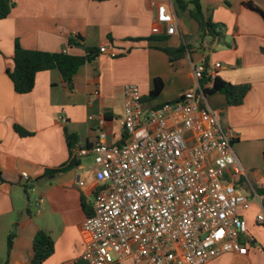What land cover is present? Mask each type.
Segmentation results:
<instances>
[{
	"label": "crops",
	"instance_id": "0c3cea01",
	"mask_svg": "<svg viewBox=\"0 0 264 264\" xmlns=\"http://www.w3.org/2000/svg\"><path fill=\"white\" fill-rule=\"evenodd\" d=\"M12 1L11 14L0 21V262L5 261L7 238L15 229L10 264H29L34 237L41 230L55 244L54 254L44 264H89L82 258L83 224L88 217L83 202L92 212L99 183L94 157L80 155V150L93 146L101 130L107 132L109 145L124 144L120 119L127 85H137L147 97L154 79H161L164 88L150 101L157 107L192 89L194 67L208 61L209 76L251 85L242 105L228 106L219 93L207 102L235 133L232 145L243 169L240 186H247L249 199L255 193L263 197V208L254 202L244 210L248 227L242 239L244 252L223 255L208 264H264V227L257 222L264 214V193L259 192L264 191V19L244 6L251 1L264 10V0H201L204 14L217 25L219 34L204 40L196 22L188 12L178 10L175 0ZM162 5L176 18L177 32L172 36L157 21ZM155 26L162 28L161 35L152 33ZM75 35L83 38L84 46L68 49V39ZM16 40L27 50H68L82 56L86 48L100 51L104 47L118 55L113 58L99 52L79 69L73 90L65 87L59 71H48L37 75L31 93L18 95L8 76ZM204 42L209 49L202 47ZM182 46L185 56L172 63L164 49ZM218 63L221 68H215ZM16 125L30 136L16 133ZM67 133L78 138L72 151ZM73 160L77 163L73 169L50 173ZM23 173L34 182L23 181ZM29 189L34 194L32 209L26 206Z\"/></svg>",
	"mask_w": 264,
	"mask_h": 264
},
{
	"label": "built area",
	"instance_id": "2783aa9c",
	"mask_svg": "<svg viewBox=\"0 0 264 264\" xmlns=\"http://www.w3.org/2000/svg\"><path fill=\"white\" fill-rule=\"evenodd\" d=\"M157 21L166 35L177 32L175 15L164 5ZM152 33L163 31L155 26ZM202 47L209 49V43ZM100 52L118 55L104 47ZM193 72L192 89L157 107L143 100L138 86L127 85L120 119L124 144L109 145L101 130L93 146L80 150L94 157L99 183L93 214L83 224L82 258L89 264L129 259L134 264H208L244 252L248 227L238 210H249L254 202L263 208V197L255 193L249 199L240 191L243 169L232 145L235 133L204 95L214 76L205 85V65ZM21 178L35 180L26 173ZM257 222L264 225V214Z\"/></svg>",
	"mask_w": 264,
	"mask_h": 264
},
{
	"label": "trees",
	"instance_id": "16d2710c",
	"mask_svg": "<svg viewBox=\"0 0 264 264\" xmlns=\"http://www.w3.org/2000/svg\"><path fill=\"white\" fill-rule=\"evenodd\" d=\"M93 2L102 3L112 0H91ZM175 4L180 12H188L190 17L196 22L200 37L202 40L206 38L215 39L219 34L217 32V25L213 24L210 17H207L202 9L201 0H175ZM15 4L12 0H0V21L6 19L11 14ZM244 6L264 19V10L254 2H245ZM83 38L79 35L71 36L68 39L67 48L72 49L84 46ZM99 50L96 48H86L85 55L76 56L70 53L61 52H45L39 50L24 49L18 40L15 41L13 67L8 70V76L12 82L14 92L18 95H26L31 93L35 88L36 77L39 73L48 71H59L61 73L63 83L69 90L74 88V78L79 69L93 62L99 56ZM164 52L169 56L172 63L182 59L186 54V47L182 46L177 49L168 48ZM206 73L205 79L210 81L212 76H209L208 70L210 68L209 62H204ZM206 85V83L203 82ZM164 88V83L161 79L157 78L153 81V89L147 97H143L144 101L156 100ZM251 89V85H234L222 80L219 77H214L213 86L204 90V95L208 98L214 94H223L226 98L228 106L242 105L246 96ZM16 133L22 137L30 136L22 127H14ZM67 143L71 151L75 148L78 138L75 134H66ZM264 159V154H263ZM77 166L75 160L71 161L68 165L51 171L50 173L58 174L67 172ZM242 183L239 181V184ZM259 192L264 193L263 190ZM83 209L87 216H91L88 205L83 202ZM30 212V209H27ZM16 234L11 232L7 238L6 244V258L3 264H10L11 252L14 248ZM55 252V244L52 237L45 231H38L33 240V256L29 264H44Z\"/></svg>",
	"mask_w": 264,
	"mask_h": 264
},
{
	"label": "rangeland",
	"instance_id": "374dc122",
	"mask_svg": "<svg viewBox=\"0 0 264 264\" xmlns=\"http://www.w3.org/2000/svg\"><path fill=\"white\" fill-rule=\"evenodd\" d=\"M113 51V50H112ZM115 51V50H114ZM117 52V51H116ZM118 53V52H117ZM137 86V85H136ZM143 95V94H142ZM144 97V96H143ZM150 101H153V100H150ZM150 101H148L149 103H150ZM173 102V101H172ZM240 191L243 193V194H245V196H246V194H248V190H247V186L246 185H244V186H240ZM248 197V196H247ZM25 199H26V203H27V207L28 208H30V209H32V207H33V203H34V194L31 192V190L29 189V194H28V196H26L25 195ZM245 212L246 211H244V210H242V209H239L238 210V213H239V216H241L242 218H245ZM257 225V224H256ZM260 227H264L263 225H261ZM15 231V229L13 230V232ZM5 257V256H4ZM3 262H4V260L2 261L1 260V262H0V264H3Z\"/></svg>",
	"mask_w": 264,
	"mask_h": 264
},
{
	"label": "water",
	"instance_id": "95a60500",
	"mask_svg": "<svg viewBox=\"0 0 264 264\" xmlns=\"http://www.w3.org/2000/svg\"><path fill=\"white\" fill-rule=\"evenodd\" d=\"M82 49H85V47H81ZM245 236H243L242 238H244Z\"/></svg>",
	"mask_w": 264,
	"mask_h": 264
}]
</instances>
